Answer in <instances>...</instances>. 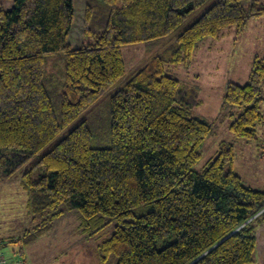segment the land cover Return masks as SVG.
Wrapping results in <instances>:
<instances>
[{
  "label": "trees",
  "instance_id": "16d2710c",
  "mask_svg": "<svg viewBox=\"0 0 264 264\" xmlns=\"http://www.w3.org/2000/svg\"><path fill=\"white\" fill-rule=\"evenodd\" d=\"M206 1L86 0L82 41L74 47V0H0V181L21 171L124 77L123 45L157 48ZM262 15L264 0H218L176 37L167 56L153 55L113 94L110 146H92L83 120L25 169L29 212L45 218L9 242L33 240L64 209H78L87 236L105 228L108 216L116 221L98 245L101 264L253 262L264 190L234 171L235 151L226 141L202 171L194 170L212 125L191 115L197 90L166 66L188 65L204 37L231 25L241 32ZM59 53L66 65L57 115L44 76L46 56ZM263 85L264 56L255 57L247 83H228L223 103L240 109L230 124L235 136L258 137ZM141 205L148 208L137 213Z\"/></svg>",
  "mask_w": 264,
  "mask_h": 264
},
{
  "label": "rangeland",
  "instance_id": "374dc122",
  "mask_svg": "<svg viewBox=\"0 0 264 264\" xmlns=\"http://www.w3.org/2000/svg\"><path fill=\"white\" fill-rule=\"evenodd\" d=\"M74 1L75 20L69 42L77 47L82 41L86 0ZM217 1L207 0L192 10L183 24L165 37L155 49L145 42L123 45L121 50L126 68L124 77L68 125L21 171L9 179L0 181V239L5 240L1 252L8 262L12 263L24 257L29 264H101L98 245L113 233L116 221L108 216L106 221L109 222L105 228L95 235L87 236L86 230L81 227V212L78 209H64L67 208L66 204L61 205L60 208L64 209V212L53 217L42 235L28 242H9L10 239L21 237L26 230L40 225L45 218L39 214L35 217L29 212L28 199L31 193L21 185L22 174L83 120L87 121L93 132L92 146H110V101L113 94L153 55L163 53L167 56L168 49L174 44L176 37ZM256 56H264V15L250 18L241 32L236 25H231L223 28L218 36L204 37L188 65L170 63L166 69L183 85L197 90L200 101L192 108L191 115L205 119L212 125L194 170L202 171L206 163L216 156L220 142L226 141L233 145L235 151L234 171L241 176L244 183L257 190H264V125L258 128V137L254 140L235 136L230 130V124L240 109L223 103L229 82L242 85L248 82ZM45 62V85L59 115L58 95L65 78V54L48 55ZM262 96L261 111L264 112V85ZM146 208L147 205H141L135 210L140 213ZM260 232L253 262L249 264H264V228ZM21 247H25L24 254L20 251Z\"/></svg>",
  "mask_w": 264,
  "mask_h": 264
},
{
  "label": "built area",
  "instance_id": "2783aa9c",
  "mask_svg": "<svg viewBox=\"0 0 264 264\" xmlns=\"http://www.w3.org/2000/svg\"><path fill=\"white\" fill-rule=\"evenodd\" d=\"M0 245H1V240H0ZM0 264H24V262L22 260H18L12 263L8 262L7 259L3 256L1 249H0Z\"/></svg>",
  "mask_w": 264,
  "mask_h": 264
},
{
  "label": "crops",
  "instance_id": "0c3cea01",
  "mask_svg": "<svg viewBox=\"0 0 264 264\" xmlns=\"http://www.w3.org/2000/svg\"><path fill=\"white\" fill-rule=\"evenodd\" d=\"M21 185H22V181H21ZM1 248H2V247H0V249H1ZM24 248H25V247H21V248H20V251H21L22 254H24V252H25V251H24V250H25ZM19 260H23V261L25 262V264H29L28 260L25 259L24 257H23V259H19ZM16 261H18V259H16L15 262H16ZM13 262H14V261H13Z\"/></svg>",
  "mask_w": 264,
  "mask_h": 264
},
{
  "label": "water",
  "instance_id": "95a60500",
  "mask_svg": "<svg viewBox=\"0 0 264 264\" xmlns=\"http://www.w3.org/2000/svg\"><path fill=\"white\" fill-rule=\"evenodd\" d=\"M263 210H264V208H263L260 212H262ZM260 212H259V213H260ZM259 213H257L254 217H256ZM254 217H252V218H254Z\"/></svg>",
  "mask_w": 264,
  "mask_h": 264
}]
</instances>
